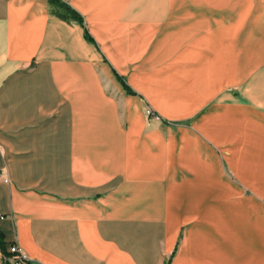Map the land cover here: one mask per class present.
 I'll list each match as a JSON object with an SVG mask.
<instances>
[{
    "label": "crops",
    "instance_id": "1",
    "mask_svg": "<svg viewBox=\"0 0 264 264\" xmlns=\"http://www.w3.org/2000/svg\"><path fill=\"white\" fill-rule=\"evenodd\" d=\"M61 1L0 0L5 246L264 264V0Z\"/></svg>",
    "mask_w": 264,
    "mask_h": 264
},
{
    "label": "trees",
    "instance_id": "2",
    "mask_svg": "<svg viewBox=\"0 0 264 264\" xmlns=\"http://www.w3.org/2000/svg\"><path fill=\"white\" fill-rule=\"evenodd\" d=\"M51 4H53V6L55 5L56 8L54 10V13L65 20H76L80 23H83V19L81 17V15L75 11L74 9H72L68 4L64 3L61 0H50ZM120 80L123 81L122 77H119ZM124 82V81H123ZM124 87L126 89V91L128 93H133V91L124 83ZM153 115H155L153 112H151ZM164 121V120H162ZM2 216L0 215V218ZM0 253L3 257V264H10L8 262V258H9V253L7 251V247L5 246V242H4V238H3V234L0 231ZM27 264H32L29 260L27 261Z\"/></svg>",
    "mask_w": 264,
    "mask_h": 264
},
{
    "label": "built area",
    "instance_id": "3",
    "mask_svg": "<svg viewBox=\"0 0 264 264\" xmlns=\"http://www.w3.org/2000/svg\"><path fill=\"white\" fill-rule=\"evenodd\" d=\"M151 113V112H150ZM3 176V172L0 170V177ZM9 253L8 261L10 264H27V257L22 250L17 246L16 243H11L7 246Z\"/></svg>",
    "mask_w": 264,
    "mask_h": 264
},
{
    "label": "rangeland",
    "instance_id": "4",
    "mask_svg": "<svg viewBox=\"0 0 264 264\" xmlns=\"http://www.w3.org/2000/svg\"><path fill=\"white\" fill-rule=\"evenodd\" d=\"M54 8H56L55 5H54ZM141 105H142V109H143V115H144L145 118H147L149 120V122L159 123L161 121L162 117L157 112H156L157 114H155V115L150 113V112H153V109L147 102H145V103L142 102ZM124 125L127 126L126 119H124ZM2 262H3V258H2V255L0 253V264H2Z\"/></svg>",
    "mask_w": 264,
    "mask_h": 264
}]
</instances>
